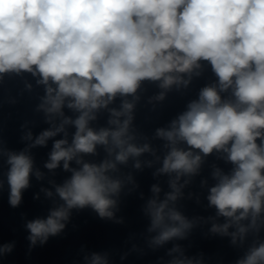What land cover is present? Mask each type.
<instances>
[{
    "label": "clouds",
    "instance_id": "1",
    "mask_svg": "<svg viewBox=\"0 0 264 264\" xmlns=\"http://www.w3.org/2000/svg\"><path fill=\"white\" fill-rule=\"evenodd\" d=\"M203 62L216 79L167 128L155 129L154 138L167 149L161 161L133 123L139 92L145 82L158 83L162 91L147 101L154 109L173 87L188 88L193 76L201 75ZM25 73L43 86L36 111L50 127L35 138L26 131L21 139L30 143L19 152L0 147L8 165V203L18 207L30 177H45L34 167L30 149L47 146L61 133L64 138L53 140L44 168L54 172L63 162V170L71 173L62 184L49 181L54 192L41 187L46 198L63 203L46 218L26 222L29 250L60 235L74 209L91 208L101 220L124 223L116 217L120 194L126 184L138 187L131 173L120 174L119 166L130 160L135 170L160 162L153 176L169 178L171 190L161 199V187L153 184L143 208L150 221L147 232L154 234L147 246L156 250L187 239L204 218L189 219L177 201L205 158L218 154L233 167L226 174L213 166L217 182L207 201L224 222H213L209 232L241 246L253 235L235 264H264L259 236L264 229V0H0V83L6 75ZM118 97L120 107L110 108ZM65 108L78 115H65ZM102 109L109 113L108 127L95 129L90 123ZM68 126L75 128L71 142ZM98 146L105 158L86 162L84 156L97 155ZM145 154L154 160L142 161ZM73 161L78 167L71 166ZM13 247L0 245V257ZM166 255L171 257L166 264H205L202 255L190 257L178 243ZM84 262L109 264L108 253L92 252Z\"/></svg>",
    "mask_w": 264,
    "mask_h": 264
}]
</instances>
